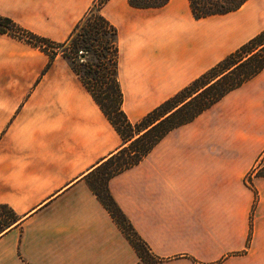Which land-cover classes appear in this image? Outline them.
<instances>
[{
    "label": "crops",
    "instance_id": "1",
    "mask_svg": "<svg viewBox=\"0 0 264 264\" xmlns=\"http://www.w3.org/2000/svg\"><path fill=\"white\" fill-rule=\"evenodd\" d=\"M96 0H0V16L65 42ZM131 123L264 30V0L195 19L188 0H108ZM0 34V264H140L85 176L123 147L66 58ZM264 69L170 131L109 192L158 264H264ZM255 170L247 182V175Z\"/></svg>",
    "mask_w": 264,
    "mask_h": 264
},
{
    "label": "trees",
    "instance_id": "2",
    "mask_svg": "<svg viewBox=\"0 0 264 264\" xmlns=\"http://www.w3.org/2000/svg\"><path fill=\"white\" fill-rule=\"evenodd\" d=\"M108 0H96L73 28L68 39L55 43L35 35L7 17L0 16V34H7L49 56L50 66L58 54L66 58L73 72L90 93L103 115L123 142V147L85 176L99 202L136 251L140 264H158L146 244L113 200L108 181L136 166L170 131L193 121L226 94L254 78L264 69V30L222 61L153 109L131 123L122 109L123 95L117 76V31L101 14ZM169 0H128L133 8H160ZM195 19L224 15L238 10L247 0H188ZM257 175L264 176V169ZM0 233L16 221L15 213L0 206Z\"/></svg>",
    "mask_w": 264,
    "mask_h": 264
},
{
    "label": "built area",
    "instance_id": "3",
    "mask_svg": "<svg viewBox=\"0 0 264 264\" xmlns=\"http://www.w3.org/2000/svg\"><path fill=\"white\" fill-rule=\"evenodd\" d=\"M254 173H255V170H252V172H250L248 175H247V177H246V179H247V182L250 184V179H251V177L254 175Z\"/></svg>",
    "mask_w": 264,
    "mask_h": 264
},
{
    "label": "rangeland",
    "instance_id": "4",
    "mask_svg": "<svg viewBox=\"0 0 264 264\" xmlns=\"http://www.w3.org/2000/svg\"><path fill=\"white\" fill-rule=\"evenodd\" d=\"M251 172H252V171H251ZM3 214H5V213L3 212V210H0V215L3 216Z\"/></svg>",
    "mask_w": 264,
    "mask_h": 264
}]
</instances>
